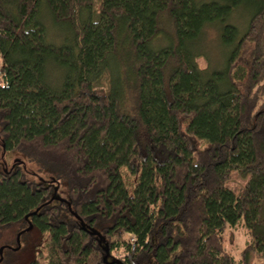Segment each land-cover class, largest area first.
I'll return each instance as SVG.
<instances>
[{"label":"trees","instance_id":"16d2710c","mask_svg":"<svg viewBox=\"0 0 264 264\" xmlns=\"http://www.w3.org/2000/svg\"><path fill=\"white\" fill-rule=\"evenodd\" d=\"M98 1L0 0L1 146L46 172L0 171V230L40 229L29 264L264 260V0Z\"/></svg>","mask_w":264,"mask_h":264},{"label":"rangeland","instance_id":"374dc122","mask_svg":"<svg viewBox=\"0 0 264 264\" xmlns=\"http://www.w3.org/2000/svg\"><path fill=\"white\" fill-rule=\"evenodd\" d=\"M95 10L99 13V1L96 0ZM248 8H241L235 12L233 18L234 23L238 24L242 29L246 26V17L248 16ZM42 19L47 28L48 40L56 45H62L71 41L70 35L67 34L66 27L56 24L50 19L49 11L46 6L42 10ZM233 22V20H232ZM214 45V43H212ZM220 49V48H219ZM218 49V50H219ZM198 63L202 69L208 67L205 58H199ZM58 73L56 70L53 73ZM19 165L25 168V172L29 177L34 173H38L42 177H46V172L24 154L17 151L5 152L0 142V171L11 169ZM40 170V171H39ZM247 180L242 178L238 173H234L229 187L235 192L246 184ZM62 196L66 197L65 185L61 186ZM42 240V233L38 227L29 228L26 223H19L12 228L0 230V264H29L36 258L38 246ZM250 240L247 231L240 223L237 227H228L226 231L227 249L236 257L241 256L247 242ZM1 249H4L1 254ZM250 264H264V260L253 255Z\"/></svg>","mask_w":264,"mask_h":264},{"label":"water","instance_id":"95a60500","mask_svg":"<svg viewBox=\"0 0 264 264\" xmlns=\"http://www.w3.org/2000/svg\"><path fill=\"white\" fill-rule=\"evenodd\" d=\"M32 227H33V224H30L29 228H32ZM3 250H4V249H1V254H2ZM108 253H109V252H107V254H108ZM0 260H1V259H0ZM105 260H106V261L108 260L107 256L105 257Z\"/></svg>","mask_w":264,"mask_h":264}]
</instances>
